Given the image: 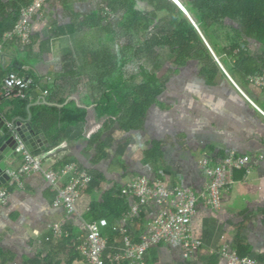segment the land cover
<instances>
[{
	"label": "crops",
	"instance_id": "1",
	"mask_svg": "<svg viewBox=\"0 0 264 264\" xmlns=\"http://www.w3.org/2000/svg\"><path fill=\"white\" fill-rule=\"evenodd\" d=\"M93 3L94 0H86L73 4L72 8L86 13ZM47 6V13L42 12L34 21L28 51L17 49L14 44H0V114L4 118L10 111L2 100V80L8 68L34 73L35 86L27 91L32 106L40 105L34 103L41 102L42 98L47 102V96L42 94L44 89L51 93L55 86L74 79L67 74L66 59L80 49V34L52 36L55 26L67 24L70 17L55 0ZM248 50L256 53L261 47L249 41ZM73 57L83 64L82 56ZM214 59L224 75H218L211 82L200 74L198 61L174 67L167 59L163 60L157 74L165 81L160 103L148 110L141 130L130 132L119 130L117 125H104L107 119L118 118L122 110L110 92L105 105L91 103L90 88L83 75V82L70 96H75L76 101H72L78 107H86L85 121L68 126L60 144L49 151H44L48 144L39 135L42 148L34 139L32 153L46 169L56 170L71 163L78 165L90 173L92 182L80 192L75 212L70 215L63 208L53 206L55 192L40 173L24 175L21 187H7V200L0 206V264H88L79 246L87 231L89 220L84 214L91 202L101 200L110 191H121L136 176H146L153 182L160 178V171L168 187L187 186L199 192L206 182L200 161L208 157L215 165L231 151L251 157L256 164L248 171H230L231 183L223 190L219 208L198 203L191 226L193 234L202 240V246L185 257L182 247L160 243L149 248L143 264H225L221 254L225 245L237 253L241 246L257 264H264V86L254 83L255 78L264 80V76L246 80L242 70L232 74L217 56ZM234 61L228 58L230 66ZM87 100L90 103L85 105ZM6 119L9 123L14 119L23 121L19 117ZM98 133L103 157L95 162L96 144L89 140ZM154 143L161 145L159 163L146 157ZM21 161V155L15 151L5 158L6 171L17 170ZM97 175L102 179H95ZM66 180L67 176L63 177L61 184ZM3 186H7V181L0 184ZM122 198L129 206L127 210L136 201L135 197ZM107 209L117 210L112 200L104 213ZM158 209L152 202L123 222L125 210L119 219L107 224L111 229L102 227L103 232L106 227L103 234L110 240V248L105 252L106 264H142L136 258L113 259L122 243L119 226L138 240L148 231ZM53 222H60L61 229H66L68 234L56 236L51 228Z\"/></svg>",
	"mask_w": 264,
	"mask_h": 264
},
{
	"label": "trees",
	"instance_id": "2",
	"mask_svg": "<svg viewBox=\"0 0 264 264\" xmlns=\"http://www.w3.org/2000/svg\"><path fill=\"white\" fill-rule=\"evenodd\" d=\"M50 1H46L40 14L47 13ZM55 1L57 6L69 13L70 21L62 26L56 25L52 36L72 37L80 34L82 42L80 49L75 48L74 54L66 59L67 74L74 77L73 81L55 86L51 93L44 89L47 91V102L51 104L30 108L29 124L33 133L43 137L48 144L44 151L60 144L68 126L85 121L86 107H78L72 100L65 103L70 93L83 82V75L91 92V101L87 100L85 105L90 102L105 105L107 93H112L122 111L118 118H109L104 125H117L123 132L141 130L148 110L160 103L165 81L158 78L157 74L165 60L162 54L165 49L171 55L167 60L174 67H185L192 61H198L201 65L200 74L209 82L220 74L224 75L195 26L172 0H94L93 7L86 13L75 12L72 8L73 4L86 0ZM179 1L228 71L234 74L242 70L246 80L264 76V0ZM33 2L0 0V44H14L17 49L28 51L32 36L27 44H22L17 37L7 41L3 39L16 26L21 9ZM249 41L258 43L261 50L249 52ZM73 55L82 56L83 64L80 65ZM228 58L235 60L232 66ZM74 61L78 63L77 66L73 64ZM6 71L7 75L15 72L20 77L35 78L32 71L23 73L16 67ZM27 91L24 96H4L3 106L10 109L6 118L27 120L28 105L31 103ZM99 136L100 133L89 140L96 144L95 162L103 157ZM160 150V143H154L146 152V157L159 163ZM95 179L100 180L102 177L97 175ZM110 200L117 210L107 209L104 213ZM128 207L120 190L110 191L101 200L90 203L84 218L92 221L105 217L109 224L110 220L119 219ZM262 213L264 216V209ZM106 227L107 230L111 229L109 225ZM101 232L104 233L102 229ZM237 250L239 255L248 256L241 246Z\"/></svg>",
	"mask_w": 264,
	"mask_h": 264
},
{
	"label": "built area",
	"instance_id": "3",
	"mask_svg": "<svg viewBox=\"0 0 264 264\" xmlns=\"http://www.w3.org/2000/svg\"><path fill=\"white\" fill-rule=\"evenodd\" d=\"M47 0H34V2L21 9L20 18L10 32L4 35V41L19 38L22 44L30 42L33 24ZM46 25V23H45ZM254 83L264 86L263 78H255ZM34 85L32 77H20L15 72H10L3 80V93L5 97L13 94L24 96V92ZM46 96L47 91L42 92ZM16 153L21 155V165L17 170L6 171L8 177L7 186L0 187V206L8 197L7 187H21V178L31 173H40L52 191L55 192L53 206L63 208L66 215L75 212L76 200L81 191L85 190L92 182L91 175L78 165L73 163L60 167L59 169H46L41 160L32 153V150L23 144L17 145ZM211 158L204 157L200 161V169L206 177V182L201 191L195 192L187 186L168 187L162 180L164 173L160 171L159 177L153 182L146 176H136L121 190V195L135 197L129 210L126 211L122 221L137 215L142 208L152 202L158 206V212L151 221L149 229L142 234L138 240H134L123 226H119L122 233V243L119 250L112 255L113 259L119 261L122 258H136L142 264L144 256L154 245L165 243L180 246L184 250V256L199 249L203 242L195 236L192 231V220L197 213L199 202L210 208H219L222 204L223 190L230 185V171H248L256 164L251 157L237 155L234 151L226 153L217 164H211ZM67 180L61 184L63 177ZM107 225L105 218L88 221L86 223V234L82 244L79 246L81 253L85 256L88 264H106V255L110 248V242L101 232L102 227ZM60 222H53L51 228L56 236L67 235L66 229H61ZM221 254L225 264H257L252 256H241L235 250L223 246Z\"/></svg>",
	"mask_w": 264,
	"mask_h": 264
},
{
	"label": "water",
	"instance_id": "4",
	"mask_svg": "<svg viewBox=\"0 0 264 264\" xmlns=\"http://www.w3.org/2000/svg\"><path fill=\"white\" fill-rule=\"evenodd\" d=\"M182 11L183 13L190 19L192 24L197 29L198 33L200 34L201 38L203 39L204 43L212 53V55L216 58V55L214 54L212 48L210 47L209 43L197 27L195 21L192 19L188 11L185 9V7L180 3L179 0H172ZM74 100L76 101L75 96H69L66 100ZM65 102V103H66ZM50 104L45 101V99H41L40 101H36L34 104ZM33 104H30L28 106V109ZM61 106V105H59ZM30 111L29 115L27 117L26 122L20 121V120H12L11 123L7 121L6 118H4L0 114V184H4L5 181L8 180V177L6 176L5 172L7 169V164L5 162V158L11 156L12 154H15V148L17 145L22 144L28 147L30 150H32V147L35 146L34 141L40 145V148H42V145L40 143L39 136L35 135L31 129V126L29 124L30 121ZM35 139V140H34Z\"/></svg>",
	"mask_w": 264,
	"mask_h": 264
},
{
	"label": "rangeland",
	"instance_id": "5",
	"mask_svg": "<svg viewBox=\"0 0 264 264\" xmlns=\"http://www.w3.org/2000/svg\"><path fill=\"white\" fill-rule=\"evenodd\" d=\"M162 54L165 57V59H168L169 57H171V55H170V53L168 52L167 49H165Z\"/></svg>",
	"mask_w": 264,
	"mask_h": 264
}]
</instances>
